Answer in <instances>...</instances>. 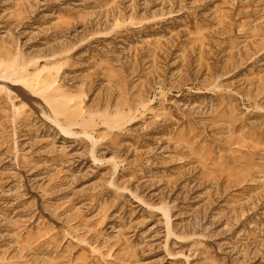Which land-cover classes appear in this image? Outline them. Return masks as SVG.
Wrapping results in <instances>:
<instances>
[{"label":"rangeland","instance_id":"rangeland-1","mask_svg":"<svg viewBox=\"0 0 264 264\" xmlns=\"http://www.w3.org/2000/svg\"><path fill=\"white\" fill-rule=\"evenodd\" d=\"M0 264H264V0H0Z\"/></svg>","mask_w":264,"mask_h":264}]
</instances>
